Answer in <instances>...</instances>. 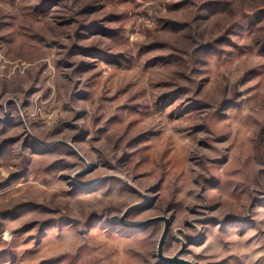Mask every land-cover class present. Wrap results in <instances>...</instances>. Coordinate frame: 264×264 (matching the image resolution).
<instances>
[{"label": "rangeland", "instance_id": "374dc122", "mask_svg": "<svg viewBox=\"0 0 264 264\" xmlns=\"http://www.w3.org/2000/svg\"><path fill=\"white\" fill-rule=\"evenodd\" d=\"M264 264V0H0V264Z\"/></svg>", "mask_w": 264, "mask_h": 264}, {"label": "water", "instance_id": "95a60500", "mask_svg": "<svg viewBox=\"0 0 264 264\" xmlns=\"http://www.w3.org/2000/svg\"><path fill=\"white\" fill-rule=\"evenodd\" d=\"M164 221H165V227L166 228H164V231H163V233H162V235L160 237V240L158 242V249H157V255H158V257L161 260H163L165 262H169V263L180 262L181 264H189L188 262H184V261L179 260L177 257H175L173 259H164L162 257V247H163V244L165 242L166 235H167V231H168V222H167V220L165 218H164Z\"/></svg>", "mask_w": 264, "mask_h": 264}]
</instances>
